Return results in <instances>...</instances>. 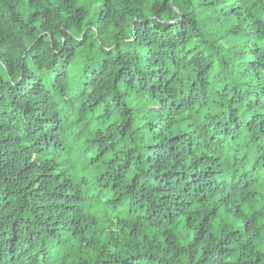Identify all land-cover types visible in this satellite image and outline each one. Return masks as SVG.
Segmentation results:
<instances>
[{
	"label": "trees",
	"instance_id": "trees-1",
	"mask_svg": "<svg viewBox=\"0 0 264 264\" xmlns=\"http://www.w3.org/2000/svg\"><path fill=\"white\" fill-rule=\"evenodd\" d=\"M0 264H264V0H0Z\"/></svg>",
	"mask_w": 264,
	"mask_h": 264
}]
</instances>
